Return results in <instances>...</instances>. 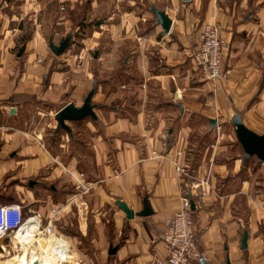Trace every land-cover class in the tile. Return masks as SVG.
Segmentation results:
<instances>
[{
	"label": "crops",
	"instance_id": "crops-1",
	"mask_svg": "<svg viewBox=\"0 0 264 264\" xmlns=\"http://www.w3.org/2000/svg\"><path fill=\"white\" fill-rule=\"evenodd\" d=\"M40 2L0 0V205H20L44 226L50 223L71 258L78 253L90 257L79 259L81 264H96L91 257H99L100 264H156L164 253L161 234L181 196L191 181H207L206 195L194 200L192 210L201 258L191 264H264V166L246 167L241 146L233 156L223 154L221 137L198 156L188 149L195 143L193 130L220 131L235 114L249 130L264 133V0H166L160 10L172 21L169 33L155 20L138 39L140 103L133 104L127 90L124 105H112L120 92L105 93L98 82L93 97L99 105L97 121L68 124L84 123L85 132L90 131L83 142L91 154L88 160L79 156L75 166L51 153L39 124L54 121L69 103L80 107L93 81L83 76L88 74L82 61L72 73L54 71V63L70 59L71 51L65 58L50 52L56 60L51 64L37 38L22 45L17 56L23 20L37 15ZM204 24L219 28L224 47L227 79L216 90L190 59ZM68 137L75 142L72 133ZM144 200L150 215L139 217ZM117 202L134 217L127 219ZM73 225L78 236L66 233ZM244 231L248 238L241 250ZM49 234L56 236L48 232L45 238ZM37 235L29 238L31 243L13 239L11 246L36 251ZM84 243L90 251L79 247Z\"/></svg>",
	"mask_w": 264,
	"mask_h": 264
},
{
	"label": "rangeland",
	"instance_id": "rangeland-1",
	"mask_svg": "<svg viewBox=\"0 0 264 264\" xmlns=\"http://www.w3.org/2000/svg\"><path fill=\"white\" fill-rule=\"evenodd\" d=\"M163 5H167L166 0H95V2L93 0H70L60 3L41 0L37 15L23 20V29L21 37L17 40V46L20 49L28 41L37 38L42 40L44 47L50 53L48 48L50 40L58 45L69 34H72L69 48L59 57H66L70 50V59L56 61L50 53L51 64L56 61L54 71L72 73L77 70V66L82 61L85 66L84 70L88 74L84 73L83 76L99 82L101 91L105 93L114 90L120 92L117 98L110 101L112 105H124L122 103L124 100L123 94L127 90L131 92L132 103L139 104L143 81L142 76L139 74L141 70L138 65V39L149 32L155 22V16L150 11V7L160 10ZM17 49H15L16 52ZM80 55L82 58H79ZM129 56L132 58L130 59ZM148 57L154 58L155 53L149 51ZM50 70H52V65ZM123 85H127L129 89H124ZM90 89H87L85 93L87 94ZM89 120L86 119L87 122ZM83 124L70 125L75 142H70V137L63 130L55 134L56 123L51 120L46 124L45 122L39 124L38 130H41L40 136L52 154L57 155L62 163L71 162L75 166L76 159L79 156L83 158L86 155V157L84 156L85 160H88L87 157L91 154V151L87 149L89 148L86 145L87 142H83L86 138H90L88 134L90 131L85 132L86 127ZM191 136H193L195 143L193 146H188V149L193 156L202 154L203 150L211 145L214 146L219 137L222 140L221 144L225 147L223 154L227 156H233L235 147L239 148L240 146L235 138L231 123H228L226 128L220 131L216 128L212 130H208V128L204 130L196 129L191 132ZM60 145L63 147L62 150ZM240 156H244L243 152ZM85 164H88V162H81L79 169L82 172L86 169ZM257 164L255 157L245 162V166L251 170H255L257 166H264ZM56 229L55 231L64 233L63 230L61 231L57 227ZM69 229L71 230L66 233L77 235L76 225ZM53 237L56 238V236ZM38 238L44 239L45 236H39ZM84 244L79 245V247L90 251L89 243ZM15 248L11 246L8 252H1L0 250V264H4L8 259L20 255V253H11L15 251ZM91 258L96 264H100L99 257ZM79 259L86 262L90 260V257H83L80 253L76 257L73 254V263L78 262Z\"/></svg>",
	"mask_w": 264,
	"mask_h": 264
},
{
	"label": "built area",
	"instance_id": "built-area-1",
	"mask_svg": "<svg viewBox=\"0 0 264 264\" xmlns=\"http://www.w3.org/2000/svg\"><path fill=\"white\" fill-rule=\"evenodd\" d=\"M199 37L200 43L190 55V59L193 68L211 85L213 90H216L227 79V72L224 70V47L219 36V28L213 24H204ZM176 169L182 173L179 167ZM80 177L82 174L79 175ZM206 186L207 181L193 180L188 191L181 196L178 210L161 234L164 253L156 260V264H191L201 258L193 230L191 203L206 195ZM35 218L39 219L37 237H44L48 232L55 234L50 223L43 226L38 215L33 212H24L20 205H0V243L11 249L10 236ZM0 250L2 252L1 247ZM13 252L21 253V245L18 244L15 251L11 253ZM71 264L74 263L71 262Z\"/></svg>",
	"mask_w": 264,
	"mask_h": 264
},
{
	"label": "water",
	"instance_id": "water-1",
	"mask_svg": "<svg viewBox=\"0 0 264 264\" xmlns=\"http://www.w3.org/2000/svg\"><path fill=\"white\" fill-rule=\"evenodd\" d=\"M189 0H184L187 2ZM150 11L154 14L156 23L161 26L163 33L166 35L169 33L172 21L167 16L164 10H158L155 7H150ZM72 39V34H69L65 39H63L58 45H55L51 40L48 43V48L50 52L56 56L60 57L68 48L69 43ZM24 47H21L18 51L17 56L20 57L23 53ZM96 82L93 80L92 87L86 94L83 103L80 107H76L74 104H67L62 109H60L54 116V121L56 123L55 131L64 130L69 136H71V129L69 128V123H77L83 121L84 119L90 118L91 120L97 121L95 115V110L99 105L93 104V97L96 91ZM11 113L13 109H10ZM211 127L216 126L215 120H209ZM231 124L234 128V134L237 142L243 150L242 162H247L250 158L255 157L259 164H264V133L259 135L251 130H249L242 122V119L238 115H234L231 118ZM32 183V182H31ZM29 184L32 186V184ZM118 206L126 215L127 219H132L134 213L129 210L124 203L117 202ZM144 210L141 213L136 214L139 217H146L150 215L149 208L147 207V200H144ZM194 209V202L191 203V210ZM248 234L246 231L242 234L241 239V250L246 249ZM115 250L109 252V254H114ZM37 264V263H34ZM202 264H208L202 261ZM229 264V262H227Z\"/></svg>",
	"mask_w": 264,
	"mask_h": 264
},
{
	"label": "bare ground",
	"instance_id": "bare-ground-1",
	"mask_svg": "<svg viewBox=\"0 0 264 264\" xmlns=\"http://www.w3.org/2000/svg\"><path fill=\"white\" fill-rule=\"evenodd\" d=\"M37 225V222L33 223L32 220L25 223L10 236V239H16L18 241L29 243L30 239L39 233ZM55 239L51 234H49L47 238H40L38 241H36V251L31 250L30 247L23 248L20 255L8 259L4 264H71V262H74L73 258L70 257V252L66 241L60 237H56ZM52 243L54 244L51 245ZM0 247L2 251H5L6 246L2 242L0 243Z\"/></svg>",
	"mask_w": 264,
	"mask_h": 264
},
{
	"label": "trees",
	"instance_id": "trees-1",
	"mask_svg": "<svg viewBox=\"0 0 264 264\" xmlns=\"http://www.w3.org/2000/svg\"><path fill=\"white\" fill-rule=\"evenodd\" d=\"M97 84H98V82H97L96 85H95L96 87H97ZM59 131H61V130H59ZM59 131H55V134H57ZM63 131H64V130H63Z\"/></svg>",
	"mask_w": 264,
	"mask_h": 264
}]
</instances>
